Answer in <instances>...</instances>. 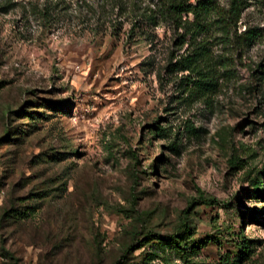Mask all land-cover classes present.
I'll list each match as a JSON object with an SVG mask.
<instances>
[{
	"label": "rangeland",
	"instance_id": "obj_1",
	"mask_svg": "<svg viewBox=\"0 0 264 264\" xmlns=\"http://www.w3.org/2000/svg\"><path fill=\"white\" fill-rule=\"evenodd\" d=\"M156 5L0 0V264H264V0L246 48Z\"/></svg>",
	"mask_w": 264,
	"mask_h": 264
},
{
	"label": "trees",
	"instance_id": "obj_2",
	"mask_svg": "<svg viewBox=\"0 0 264 264\" xmlns=\"http://www.w3.org/2000/svg\"><path fill=\"white\" fill-rule=\"evenodd\" d=\"M245 3L246 0H226L223 4L216 0H157L156 7L160 19L170 22L175 30L182 31L181 44L188 35L195 38L200 33L211 32L218 34L223 41L246 48L255 43L261 34L256 27H245L237 33L236 24ZM196 44L191 52L180 56L173 65L179 71L194 74L193 83L210 86L213 68L205 56L204 45L201 41ZM185 128L192 129L190 125ZM181 224L187 231L188 226L183 220Z\"/></svg>",
	"mask_w": 264,
	"mask_h": 264
}]
</instances>
